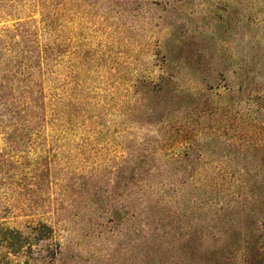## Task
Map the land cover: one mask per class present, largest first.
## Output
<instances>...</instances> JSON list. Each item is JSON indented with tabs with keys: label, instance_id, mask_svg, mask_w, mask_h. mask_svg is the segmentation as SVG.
I'll use <instances>...</instances> for the list:
<instances>
[{
	"label": "trees",
	"instance_id": "trees-1",
	"mask_svg": "<svg viewBox=\"0 0 264 264\" xmlns=\"http://www.w3.org/2000/svg\"><path fill=\"white\" fill-rule=\"evenodd\" d=\"M82 1L92 9L98 1L109 2ZM62 2L66 11L74 7V0H0V264L54 263L60 243L48 214L59 217L89 205L99 193L88 191L92 175L77 176L80 160L73 163L75 156L84 158L79 153L89 140L75 143L73 152L68 140L78 123L64 117L59 96L50 106L46 97L47 83L55 80L52 74L72 41H61ZM160 70L143 79L156 94L174 80ZM223 88L217 100L153 113L150 122L160 134L152 144L128 138L132 145L121 165L129 167L120 168V178L124 187H136L130 197L134 193L138 204L148 203L141 213L166 218L165 223L192 215L185 223L189 232L176 237L181 242L176 256L188 264H264V107L234 104L231 95L241 91ZM157 152L165 159L151 163L159 159ZM131 208L127 214L134 218ZM10 215L35 220L20 230L7 224Z\"/></svg>",
	"mask_w": 264,
	"mask_h": 264
},
{
	"label": "rangeland",
	"instance_id": "rangeland-1",
	"mask_svg": "<svg viewBox=\"0 0 264 264\" xmlns=\"http://www.w3.org/2000/svg\"><path fill=\"white\" fill-rule=\"evenodd\" d=\"M107 1L92 9L74 0L68 11L62 2L61 41H72L52 74L55 80L47 83L46 97L50 106L59 96L64 117L78 123L68 140L73 152L75 143L89 140L79 153L84 158L75 156L73 163L80 160L77 176L92 175L88 191L99 193L89 205L59 217L48 214L60 243L56 261L48 264H188L176 256L181 244L176 237L189 232L185 223L192 215L165 223L145 208L141 213L148 203L141 206L138 195L129 196L136 187H124L120 168L129 166L121 158L131 135L152 144L160 132L151 117L164 106L173 112L192 101L217 100L230 85L241 91L233 92L232 103L264 107V0ZM162 67L174 80L156 94L143 79ZM212 117L219 120L216 113ZM154 158L159 159L151 163L165 159L160 152ZM129 207L136 217L127 214ZM34 220L10 215L6 222L23 230Z\"/></svg>",
	"mask_w": 264,
	"mask_h": 264
}]
</instances>
